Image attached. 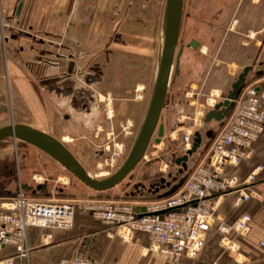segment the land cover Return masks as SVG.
I'll return each mask as SVG.
<instances>
[{"label":"rangeland","instance_id":"374dc122","mask_svg":"<svg viewBox=\"0 0 264 264\" xmlns=\"http://www.w3.org/2000/svg\"><path fill=\"white\" fill-rule=\"evenodd\" d=\"M1 4L5 26L45 38L51 42L45 46L52 53L49 60L58 62L63 60L55 59L58 55L67 59L72 56L75 73H84L79 82L65 87L70 90L76 86L72 97L85 96L76 101L87 103L88 98L89 107L72 110L69 105L59 107V100L53 95L52 103L57 107L54 121L59 125L54 122L52 130L42 122L37 123V129L52 133L92 177H109L130 152L147 110L162 49L166 0H26L17 18L19 22L22 20L21 27L12 19H4L16 7L17 0H1ZM190 6L191 0H184L183 13ZM190 23L183 16L175 58L180 45L185 49L179 56L177 72L171 74L161 112L164 136L156 145L153 133L143 160L131 173L132 181L126 178L104 192L101 200L142 201L130 197L134 185L148 188L160 178L166 179L167 174L174 176L178 169L174 159L183 154L184 135L190 133L192 141L195 133L205 136L208 130L203 121L205 114L221 101V94L228 91L241 72L240 67L227 65L224 50L217 55L215 47L201 52L188 48V40L197 37ZM217 33L219 38L221 33ZM28 40L29 44L20 46L27 50L30 46L42 47L37 39L34 44ZM68 101L72 102L71 96ZM64 112L71 113L72 120L63 121L60 117ZM205 138L203 150L190 160L189 169L208 148L210 140ZM115 144H121L122 148L118 150ZM4 149L11 150L12 163L17 160L21 169L33 175V186L47 184L51 195L29 198L75 203L93 199L90 195L95 192L37 148L6 139L0 142L1 159L8 155ZM113 153L119 155L117 160Z\"/></svg>","mask_w":264,"mask_h":264},{"label":"crops","instance_id":"0c3cea01","mask_svg":"<svg viewBox=\"0 0 264 264\" xmlns=\"http://www.w3.org/2000/svg\"><path fill=\"white\" fill-rule=\"evenodd\" d=\"M1 5L0 0V128L10 124L38 128L37 123L43 122L53 130V123H56L54 120L57 118V107L52 103L53 95L59 100V107L69 105V110L89 107L91 100L88 98L87 103L76 101L85 96L72 97L76 86L70 90L65 87L79 82L83 77L75 73L72 56L67 59L58 55L55 59H63L57 60L58 62L49 60L46 56L40 63L33 62L31 57L37 56L36 50L50 52L49 47L45 46L51 42H47L45 38H37L33 33L20 31L14 26H5ZM15 8L5 15L4 19H12L21 27L22 20L19 22L18 17L13 15ZM190 8L193 15L190 28L195 31L197 39L205 41V48L216 47V43L221 39L227 65L233 64L241 70L246 66H254V69L260 66L264 72V0H191ZM214 17L230 24L219 38L216 31H207L200 23L201 19L209 22ZM28 35L44 45L30 46L34 47L35 51H29L30 47L27 50L20 46L29 44ZM31 41L35 43L32 39ZM20 48L23 49L22 52L18 50ZM25 54L29 56L26 61L20 56ZM62 61L74 64L71 73H68L65 67L57 65ZM69 96L72 102L68 101ZM61 99L65 102H61ZM60 118L68 122L72 120V115L64 112ZM49 134L55 137L52 133ZM59 134L61 135V130ZM6 151L8 155L2 159L0 157V190H15L22 184L33 186V175L29 176L25 169H21L17 160L12 163L9 156L11 150ZM257 167H261V170L251 186L257 197L236 205V196L230 194L222 198L217 208V215L226 224L235 223L243 214L249 215V232L244 236L231 234L229 238L235 244V250H229L219 242L221 235L214 226L206 234L204 247L198 256L194 259H184L182 264H264V132L252 144L249 158L236 167L226 169L225 175L243 183ZM166 191L160 190L157 195ZM93 194L95 195L91 194V198L103 197V193ZM2 199L3 196H0V200ZM27 237L31 248L30 256L28 260H17L14 264H58L63 259L76 257L101 264H164L148 252L150 241L145 234L134 233L130 241L124 242L116 235L114 229L79 211L75 212L73 225L69 230L30 228ZM12 253V248L0 251V260L11 256Z\"/></svg>","mask_w":264,"mask_h":264},{"label":"built area","instance_id":"2783aa9c","mask_svg":"<svg viewBox=\"0 0 264 264\" xmlns=\"http://www.w3.org/2000/svg\"><path fill=\"white\" fill-rule=\"evenodd\" d=\"M263 132L264 79H255L250 80L234 100L229 117L211 139L196 165L192 169L187 168L183 184L165 198L142 201L93 198L76 203L53 198L39 201L21 194L3 198L0 200V251L12 248L13 253L0 260V264L28 260L31 252L28 230H69L76 211L114 229L124 242L130 241L134 233L145 234L150 241L148 252L164 264H182L184 259L196 258L204 247L206 234L214 226L221 235L219 242L225 248L235 250V244L229 236L246 235L250 230L251 218L243 214L235 223L226 224L217 215V208L222 198L230 194L236 196V205L257 197L251 186L261 167L255 168L243 183L227 177L225 171L249 158L252 144ZM192 142L190 133L184 135L182 156L190 150ZM115 147L120 150L122 145L115 144ZM113 155L116 160L119 158L118 154ZM178 170L172 176L179 179ZM152 186L155 188L160 184ZM58 264L101 263L76 257L63 259Z\"/></svg>","mask_w":264,"mask_h":264},{"label":"water","instance_id":"95a60500","mask_svg":"<svg viewBox=\"0 0 264 264\" xmlns=\"http://www.w3.org/2000/svg\"><path fill=\"white\" fill-rule=\"evenodd\" d=\"M24 2L25 0H17V5L13 14L15 17L20 16ZM183 3L184 0H166V9L168 15L164 34V46L160 51L154 87L147 105V110L130 152L128 153L122 165L112 175L104 179H96L92 177L85 171L82 165L61 141L57 140L49 133L34 127L23 124H10L4 126L0 128V142L6 139H12L13 141H20L37 148L44 154L48 155L61 167H63L81 184L96 193L110 191L121 184L126 178H128L131 182L133 179L131 173L141 162V160H143L146 149L151 142L153 133H155L153 142L156 145L160 143L161 138L164 136L165 129L161 112L165 103L167 89L171 78V71L173 69L174 53L181 28ZM29 37L35 42V39L32 36ZM2 40L4 42V39ZM38 43L43 44L42 42ZM18 50L20 52L23 51L22 48ZM29 51H35L34 47H30ZM181 51L182 49H180L177 53L176 64L174 67L175 70H177L179 65V56L181 55ZM36 53V57H31L35 63H40L43 57L52 56V53L50 52L46 53L44 51L39 52L36 50ZM20 56L22 59H24V61L29 58L28 54ZM57 65L59 67H65L68 70V73L72 72L74 66L72 62L66 61L59 62ZM263 75L264 74L260 66H258L256 69H254V66H246L241 70L237 79L231 84L228 91L221 94V101L215 104L213 109L207 112L204 116V123H211V131L208 134V140L211 141L214 135L217 134L221 129L225 120L229 117L233 109L234 100L240 94L242 89L249 83L250 80L259 79ZM79 76L84 77L82 74ZM199 144L200 135L199 133H195L190 150H188L183 156L176 158L174 161L177 167H181V169H179L177 172V174L181 176L179 179L177 177H173L171 182H166V179L162 178L160 180L159 187L154 188L151 185L148 187V189H146V187L143 185H134V189L139 188L142 190V192L138 195V198L140 200L161 199L174 193L185 180V171L189 167L188 165L190 163L192 154H197L199 151L203 150V147H200ZM167 178H171V174H168ZM172 182L174 184H172ZM165 188H167L168 191H166L164 194H155L158 193L159 190H163ZM144 190H146V192H143ZM19 194L23 196L51 195L48 191L47 184L45 183H40L36 186L22 184L18 187V189L11 191L6 189L0 190V195H10L15 197ZM133 196V193H130V197L132 198Z\"/></svg>","mask_w":264,"mask_h":264},{"label":"flooded vegetation","instance_id":"af4514ba","mask_svg":"<svg viewBox=\"0 0 264 264\" xmlns=\"http://www.w3.org/2000/svg\"><path fill=\"white\" fill-rule=\"evenodd\" d=\"M183 7H184V3H183ZM189 11L187 12V13H183L182 14V21H181V26H182V22H183V16H186L187 18H188V20H193V15H192V10H191V8L189 7ZM201 22V25H202V27H205L206 28V30L207 31H216V32H219V33H223V32H225L228 28H229V26H230V24L228 25L227 23H225V22H221L220 20H219V17L218 18H213L212 19V21H209V22H205L204 21V19H201L200 20ZM181 29V28H180ZM180 34V33H179ZM221 36V35H220ZM178 40H179V38H178ZM193 42H195V43H193ZM204 40H202V39H197V38H195V37H193V38H190L189 40H188V42H187V47L188 48H190V49H192L193 51H197V52H201L202 51V49H205V47H204ZM177 44H178V42H177ZM195 45V46H194ZM216 51H217V55H219L222 51H223V42L221 41V39H220V41H218L217 43H216ZM180 49H182V51H181V54L183 53V50L185 49L184 48V46L183 45H180L179 46V49H178V52H179V50ZM181 56V55H180ZM51 63V62H50ZM51 64H53V63H51ZM175 64H176V58H175V53H174V60H173V71H172V73L174 72V70H175ZM178 67H179V65H178ZM178 69V68H177ZM175 72H177V70H175ZM171 79V78H170ZM232 84V83H231ZM231 86V85H230ZM204 124H208V130H207V132H206V134H205V136H203L201 133H199V135H200V144H199V146L200 147H203L204 148V138L205 139H209V137H208V134H209V132L211 131L210 130V125H211V123H204ZM194 155L195 154H192V156H191V159L194 157ZM178 158V157H177ZM176 160V158L174 159V161ZM189 166V165H188ZM172 175H171V179H172ZM162 178H160L159 179V181L157 182L158 184H160V180H161ZM165 179V178H164ZM170 178H167V175H166V182H169L170 180H171ZM157 183H153L152 185H155V184H157ZM140 185V184H139ZM144 186V185H143ZM140 189L139 188H137V189H134V192H132L133 193V195H135V196H137V194H140V192H138Z\"/></svg>","mask_w":264,"mask_h":264},{"label":"bare ground","instance_id":"6f19581e","mask_svg":"<svg viewBox=\"0 0 264 264\" xmlns=\"http://www.w3.org/2000/svg\"><path fill=\"white\" fill-rule=\"evenodd\" d=\"M165 12H166V22H165V28H164V32H163V37H162V49H163V46H164V34H165V29H166V24H167V15H168V12H167V9H166V6H165ZM161 49V50H162ZM173 70V69H172ZM171 74H172V71H171ZM20 142V141H19ZM23 143V142H22ZM16 144V143H15ZM48 156V155H47Z\"/></svg>","mask_w":264,"mask_h":264},{"label":"trees","instance_id":"16d2710c","mask_svg":"<svg viewBox=\"0 0 264 264\" xmlns=\"http://www.w3.org/2000/svg\"><path fill=\"white\" fill-rule=\"evenodd\" d=\"M263 74H264V72H263ZM168 191V190H167Z\"/></svg>","mask_w":264,"mask_h":264}]
</instances>
